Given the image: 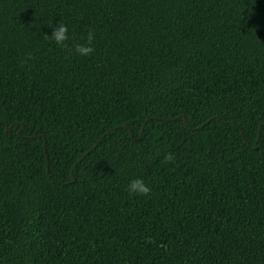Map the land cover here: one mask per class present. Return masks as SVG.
<instances>
[{"label": "trees", "instance_id": "trees-1", "mask_svg": "<svg viewBox=\"0 0 264 264\" xmlns=\"http://www.w3.org/2000/svg\"><path fill=\"white\" fill-rule=\"evenodd\" d=\"M0 264H264V0H0Z\"/></svg>", "mask_w": 264, "mask_h": 264}, {"label": "clouds", "instance_id": "clouds-1", "mask_svg": "<svg viewBox=\"0 0 264 264\" xmlns=\"http://www.w3.org/2000/svg\"><path fill=\"white\" fill-rule=\"evenodd\" d=\"M52 31L50 35H46L47 39L54 41L55 44L59 47H65L66 42L69 39V28L63 22L56 24L55 26H51ZM95 33L94 31H88L86 37H82L81 39L84 40V43H77L73 46L72 52L80 57H87L91 56L94 51L92 47L94 42ZM28 59H32L31 56ZM25 61L24 63H26ZM165 160L168 162H172L174 157L171 153H169ZM127 190L130 194L142 195L147 196L150 194V187L146 185L142 178H134L132 179L129 184Z\"/></svg>", "mask_w": 264, "mask_h": 264}]
</instances>
